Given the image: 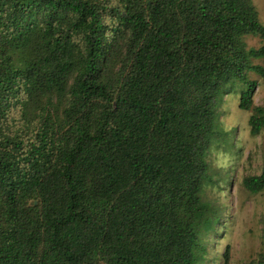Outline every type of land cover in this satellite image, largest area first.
Wrapping results in <instances>:
<instances>
[{"label": "trees", "instance_id": "obj_1", "mask_svg": "<svg viewBox=\"0 0 264 264\" xmlns=\"http://www.w3.org/2000/svg\"><path fill=\"white\" fill-rule=\"evenodd\" d=\"M247 36L251 0H0V264H201L227 86L264 129Z\"/></svg>", "mask_w": 264, "mask_h": 264}, {"label": "rangeland", "instance_id": "obj_2", "mask_svg": "<svg viewBox=\"0 0 264 264\" xmlns=\"http://www.w3.org/2000/svg\"><path fill=\"white\" fill-rule=\"evenodd\" d=\"M264 26V0H251ZM247 48L259 49L264 39L247 36ZM264 68V59H251ZM247 79L256 81L252 92L254 106L264 107V78L253 72ZM240 83L227 86L217 111V130L206 157L213 182L204 188V199L215 206L220 219L203 235L206 253L201 264H243L264 255V189L251 194L242 187L245 177L257 176L264 163V129L249 133L250 112L240 110ZM227 251V262L223 254Z\"/></svg>", "mask_w": 264, "mask_h": 264}, {"label": "water", "instance_id": "obj_3", "mask_svg": "<svg viewBox=\"0 0 264 264\" xmlns=\"http://www.w3.org/2000/svg\"><path fill=\"white\" fill-rule=\"evenodd\" d=\"M33 204H35V202Z\"/></svg>", "mask_w": 264, "mask_h": 264}]
</instances>
